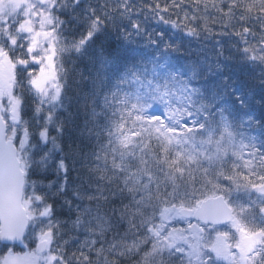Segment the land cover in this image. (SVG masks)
Returning a JSON list of instances; mask_svg holds the SVG:
<instances>
[{
    "label": "snow or ice",
    "instance_id": "6c2138e0",
    "mask_svg": "<svg viewBox=\"0 0 264 264\" xmlns=\"http://www.w3.org/2000/svg\"><path fill=\"white\" fill-rule=\"evenodd\" d=\"M0 244L264 264V0H0Z\"/></svg>",
    "mask_w": 264,
    "mask_h": 264
},
{
    "label": "trees",
    "instance_id": "16d2710c",
    "mask_svg": "<svg viewBox=\"0 0 264 264\" xmlns=\"http://www.w3.org/2000/svg\"><path fill=\"white\" fill-rule=\"evenodd\" d=\"M1 245V244H0ZM4 248V247H3ZM3 248H0V256H2V254L3 253H6L7 252V249L6 248H4V250H3ZM22 248H23V246H21V245H16L15 247H13L12 248V251H18V250H22Z\"/></svg>",
    "mask_w": 264,
    "mask_h": 264
},
{
    "label": "flooded vegetation",
    "instance_id": "af4514ba",
    "mask_svg": "<svg viewBox=\"0 0 264 264\" xmlns=\"http://www.w3.org/2000/svg\"><path fill=\"white\" fill-rule=\"evenodd\" d=\"M0 248H3V245H2V244L0 245ZM3 250H4V248H3ZM13 252H14V251H13ZM17 252H20V250H18ZM6 253H7V252H6ZM6 253H3L2 256L5 255Z\"/></svg>",
    "mask_w": 264,
    "mask_h": 264
},
{
    "label": "rangeland",
    "instance_id": "374dc122",
    "mask_svg": "<svg viewBox=\"0 0 264 264\" xmlns=\"http://www.w3.org/2000/svg\"><path fill=\"white\" fill-rule=\"evenodd\" d=\"M23 251H25L24 248H22V250H20V252L14 251L15 253H22Z\"/></svg>",
    "mask_w": 264,
    "mask_h": 264
}]
</instances>
